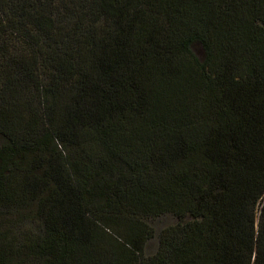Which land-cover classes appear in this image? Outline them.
I'll return each mask as SVG.
<instances>
[{
	"label": "trees",
	"instance_id": "1",
	"mask_svg": "<svg viewBox=\"0 0 264 264\" xmlns=\"http://www.w3.org/2000/svg\"><path fill=\"white\" fill-rule=\"evenodd\" d=\"M0 138V264H264V0H0Z\"/></svg>",
	"mask_w": 264,
	"mask_h": 264
},
{
	"label": "rangeland",
	"instance_id": "2",
	"mask_svg": "<svg viewBox=\"0 0 264 264\" xmlns=\"http://www.w3.org/2000/svg\"><path fill=\"white\" fill-rule=\"evenodd\" d=\"M195 62L198 64V62L195 59ZM219 65V64H218ZM217 69L219 70L220 67L217 66ZM215 68V70L217 71ZM222 69V68H221ZM9 156V149L5 143H3L2 139L0 138V168L3 167L7 163V159ZM107 172V170L105 171ZM104 173V171L102 172ZM12 179H8L7 182H11ZM12 188V187H11ZM22 211H23V220H26L25 227H29L30 221L34 220L36 222V215H37V208L36 205L33 204H21ZM35 214V216L33 215ZM176 222L175 218L168 214V213H161L158 215L151 216L145 220V223L148 228L151 229L153 235L149 239H147L145 246H144V255L147 257H151L156 253L157 247H158V237L161 231L168 227L173 225ZM108 234L112 235L114 240H116L118 243L123 242L122 233L120 230L116 229L114 231H108Z\"/></svg>",
	"mask_w": 264,
	"mask_h": 264
}]
</instances>
